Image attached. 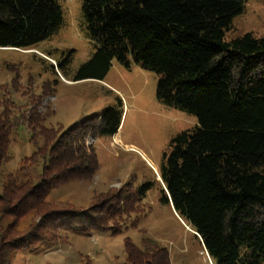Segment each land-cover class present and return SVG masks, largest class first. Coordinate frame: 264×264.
I'll use <instances>...</instances> for the list:
<instances>
[{
  "label": "trees",
  "instance_id": "obj_1",
  "mask_svg": "<svg viewBox=\"0 0 264 264\" xmlns=\"http://www.w3.org/2000/svg\"><path fill=\"white\" fill-rule=\"evenodd\" d=\"M61 1L0 0V48L26 49L48 38L63 23ZM246 1L82 0L97 46L72 79L104 80L114 58L129 66L131 57L159 74L157 99L197 117L198 125L175 135L163 156L162 199L196 232L214 264H264V35L226 38ZM0 102V168L25 124L37 137V148L0 183V264H11L17 252L55 244L60 229L88 232L110 219L95 203L81 209L48 197L61 183L94 176L98 158L83 133L114 136L124 109L118 97L94 115L95 125L89 118L69 127L58 123L65 128L56 134L36 128L46 115L27 117ZM152 186L143 183L140 197ZM32 211L40 221L20 229ZM153 246L144 250L127 238V260L119 264H170L168 249Z\"/></svg>",
  "mask_w": 264,
  "mask_h": 264
},
{
  "label": "rangeland",
  "instance_id": "obj_2",
  "mask_svg": "<svg viewBox=\"0 0 264 264\" xmlns=\"http://www.w3.org/2000/svg\"><path fill=\"white\" fill-rule=\"evenodd\" d=\"M61 4L63 23L48 38L26 49L0 48V101L11 102L27 117L33 112L46 115L41 125L35 120L36 128H50L57 134L86 118L89 125H95L94 115L116 105L118 97L123 100L124 114L117 131L120 140L115 135L94 136L90 128L83 133L85 147L93 148L98 158L94 176L61 183L48 197L81 209L95 203L98 212L105 211L110 219L93 231L60 229L55 244L17 252L11 264H119L127 260V238L144 250H152L154 244L166 247L170 264H214L196 232L162 199L163 156L171 151L175 135L198 125L197 117L157 99L159 74L131 57L129 66L114 58L104 80L73 81L79 67L94 53L97 41L88 33L82 0H62ZM246 32L264 35V0H247L226 38ZM56 60L66 76L52 66ZM43 88L48 90L44 96ZM30 129L25 124L15 136L12 157L0 168V183L37 148L33 145L37 137L30 135ZM39 141L37 146L42 145ZM145 182L153 186L140 197L138 190ZM39 221L40 216L32 211L20 219L18 227L30 228Z\"/></svg>",
  "mask_w": 264,
  "mask_h": 264
},
{
  "label": "crops",
  "instance_id": "obj_3",
  "mask_svg": "<svg viewBox=\"0 0 264 264\" xmlns=\"http://www.w3.org/2000/svg\"><path fill=\"white\" fill-rule=\"evenodd\" d=\"M118 133H119V131H118ZM118 133L115 134V136H116V137H115V140H116V141L120 140V137H119Z\"/></svg>",
  "mask_w": 264,
  "mask_h": 264
},
{
  "label": "clouds",
  "instance_id": "obj_4",
  "mask_svg": "<svg viewBox=\"0 0 264 264\" xmlns=\"http://www.w3.org/2000/svg\"><path fill=\"white\" fill-rule=\"evenodd\" d=\"M6 48H10V47H6ZM165 186V185H164Z\"/></svg>",
  "mask_w": 264,
  "mask_h": 264
},
{
  "label": "water",
  "instance_id": "obj_5",
  "mask_svg": "<svg viewBox=\"0 0 264 264\" xmlns=\"http://www.w3.org/2000/svg\"><path fill=\"white\" fill-rule=\"evenodd\" d=\"M169 195V194H168Z\"/></svg>",
  "mask_w": 264,
  "mask_h": 264
}]
</instances>
